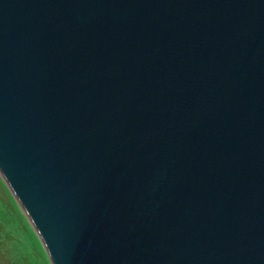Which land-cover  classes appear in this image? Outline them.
<instances>
[{
    "label": "water",
    "instance_id": "water-1",
    "mask_svg": "<svg viewBox=\"0 0 264 264\" xmlns=\"http://www.w3.org/2000/svg\"><path fill=\"white\" fill-rule=\"evenodd\" d=\"M0 175L51 264H264V0H0Z\"/></svg>",
    "mask_w": 264,
    "mask_h": 264
},
{
    "label": "rangeland",
    "instance_id": "rangeland-1",
    "mask_svg": "<svg viewBox=\"0 0 264 264\" xmlns=\"http://www.w3.org/2000/svg\"><path fill=\"white\" fill-rule=\"evenodd\" d=\"M0 264H51L42 242L1 175Z\"/></svg>",
    "mask_w": 264,
    "mask_h": 264
}]
</instances>
